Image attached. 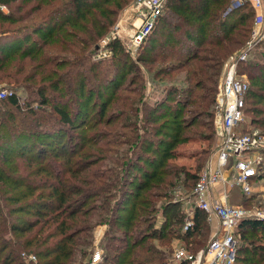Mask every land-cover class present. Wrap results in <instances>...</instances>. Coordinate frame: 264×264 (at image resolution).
<instances>
[{"label": "trees", "instance_id": "16d2710c", "mask_svg": "<svg viewBox=\"0 0 264 264\" xmlns=\"http://www.w3.org/2000/svg\"><path fill=\"white\" fill-rule=\"evenodd\" d=\"M229 1L169 0L163 17L144 43L153 37L156 46L152 44L148 57L140 58L146 61L154 57L165 67L174 62L190 64L193 73L188 77L195 74V78L188 81L199 77L211 87L205 86L202 95L208 97V107L214 97L216 100L222 64L243 48L255 17L249 1L234 9H229ZM128 3L130 0H0V83L25 84L29 94L24 102L16 93L0 100V264H86V257L93 251L92 223L109 227L100 244L101 264H169L152 242L156 239L171 243L178 238L203 244L198 240L207 222L203 210L197 209L193 228L182 234L179 229L184 212L173 204L166 205V219L158 231L154 229V217H150L156 212L155 203L143 198L155 191L161 195L173 186L165 180V163L172 146L163 142L165 148L156 147L154 160L144 161V168L141 159L137 160L140 179L134 182L132 192H128L127 184L136 166L130 159L125 161L126 156L123 162L116 161L119 169L109 170L110 178L91 170L97 162L76 158L80 142L74 141L73 131L85 127L92 100L105 99L109 90L117 92L124 75L129 74L126 63L131 54L119 41L109 44V58H91L97 52L93 44L111 32L119 9ZM90 48V54L86 53ZM201 52L207 53L209 62L215 65L208 66ZM120 70L125 71L121 78L117 74ZM239 72L246 73L251 83L245 95L246 111L248 99L257 97L254 87L264 85V63L241 62ZM130 92L143 97L139 88ZM115 99L123 115L133 114L136 103L142 104V100L126 96ZM255 111L264 114V109ZM150 112L156 115L154 110ZM156 121L153 116V123ZM153 144L144 136L136 142L134 151H150L147 146ZM158 144L162 145L161 141ZM16 153L27 155L28 165L11 163ZM51 154L62 160L47 161ZM21 170V175H14ZM256 177H262L261 172ZM106 198L113 199L114 204L87 208L93 199ZM115 226L123 228V234L114 230ZM171 226L176 230L167 231ZM262 229L264 220L257 218L239 225L235 264L245 260L246 264H264V244L242 246L248 233L260 234ZM24 253L35 255L37 262L27 261Z\"/></svg>", "mask_w": 264, "mask_h": 264}, {"label": "rangeland", "instance_id": "374dc122", "mask_svg": "<svg viewBox=\"0 0 264 264\" xmlns=\"http://www.w3.org/2000/svg\"><path fill=\"white\" fill-rule=\"evenodd\" d=\"M237 1L239 0H230L229 9H234L243 4L236 6L235 4ZM134 2L135 0H130V3L124 4V6L119 9L115 20L116 22L113 26L123 18V15L129 13L128 11ZM254 12L255 17L252 22L250 36L245 45L242 49L240 48L237 52L235 51V55H230L221 66L217 91L221 83L224 67L230 57L235 56L238 58L240 53H247L245 59L240 58L242 60H238L239 62L234 60V63H236L237 73L239 75H245L248 81V75L244 72H239V64L241 62L250 61L264 63V37L262 34L254 37V32L260 29L259 13L256 10ZM109 34L110 33H108V35ZM108 35H105L93 44L92 48L94 47L97 52L95 51L96 53L91 57L92 61L107 59H99L98 56L99 53L101 54L103 51L104 41ZM85 37L86 36L83 35L81 39L84 40ZM152 39L153 37H151L146 45L143 44L136 55H131L127 58L126 64L130 66L128 71L129 74H127V76L124 75L123 84L119 87L117 92L109 90L105 99L97 100L94 98L92 100L89 117L87 118L85 127L81 130L73 131V135H75L74 141L80 142L77 148L79 154L76 158L97 162V166H93L91 170L104 172L106 178H110L112 171L109 170L119 169L116 165V161H120L121 163L123 162L124 156H126L125 161L130 159L131 163L136 166V171L132 169V172L135 173L128 178L127 184L128 192H132L135 190L133 185L134 182H136L137 178L140 179L138 175L140 165L136 164L137 160L141 159L140 164L144 168L146 166L144 161L154 160L153 150H155L156 147L164 146L163 142H166L168 146H172V148L169 149L171 156L166 159L165 163L168 172V177L165 180L169 181L173 186L164 189L161 195H156L157 191H155L154 193L146 194L143 198L155 203L153 206L156 212L150 214V217H154V229L158 231L162 230V225L166 219L163 214L164 206L173 204L174 208H180L185 214V219L182 229L180 227L179 230H182V234H184V232H187L185 231L186 224L190 221H194V215L197 211L194 195L197 176L217 166L219 136L215 128L214 113L216 112V100L214 97L212 105L208 107V97H202V95L204 93V87H210V85L199 77L196 81H188V78H195V74L188 77L189 72H192L190 71V64L186 65L185 62H174L171 64L169 63V65H167L168 67H165V64L160 63V61H155L154 57H149L151 59H147L146 61H140V58L148 57L150 54L148 48L153 44ZM250 40L253 42L251 48L248 46ZM74 42L78 43V40L74 39ZM155 46L156 45L153 44V48H155ZM92 48L88 49L86 53L90 54L89 52ZM151 54L154 55V53ZM206 54L207 53L201 52L200 56H205V59L208 61V66H214L215 62H209L210 57ZM114 68L117 70V67ZM123 72L125 71L120 70L117 72L120 78L123 76ZM250 84L249 81V88L251 86ZM0 88L13 90L14 93L20 97L22 102L29 96L28 88L25 84L24 86H19L17 84L2 82L0 83ZM134 88L141 89L143 97H138L130 92L134 90ZM254 88L257 97H251L247 101V109L245 111L242 129L246 132L257 131L264 136V114H257L255 111L256 108L264 109V85L255 86ZM118 96L131 97L136 100L139 99L142 100V104L136 103V110L133 114L130 115V113H128L123 115L122 111L119 110L120 104L115 99ZM35 97V95H32V98ZM33 106L36 108L38 105L33 103ZM153 110L156 115L151 114L150 111ZM150 114L152 117H150ZM153 116L158 120L155 123H153ZM85 135L89 136L90 140ZM144 136L151 142L154 141V144L147 146V148H150V151L147 149L144 151L137 149L135 152L134 148L136 142H139V139H143ZM77 137H80L79 140ZM83 138L85 139L83 140ZM92 138H94V140H92ZM160 141L162 145L158 144ZM134 153H139V155H135ZM28 155L33 156L34 154L29 153ZM25 157H27V155H17L16 153L11 158V163L14 162L20 165V167L26 166L28 165V159ZM259 157L260 163L257 167V175L261 172L262 177H255L253 179V191L251 194L247 195L240 188L235 187L234 193L232 195V192L230 193V204L252 210L256 214L255 218L264 220V148L259 152ZM49 160L61 161L62 159H54L53 154H51L47 161ZM5 166L7 167L8 165ZM229 169L231 168H228L227 171ZM22 172L21 170V172H16L14 175H21ZM134 174H136V177L133 176ZM226 175L230 176L229 173H226ZM230 180H232V177L228 179V181ZM112 192H115V190L112 189ZM25 202L27 201H22L21 204ZM105 203L114 204L111 198H106L102 201L93 199L90 201L87 208L92 206L103 207ZM100 214L105 216L103 212H100ZM141 215L145 214L142 213ZM206 216L207 222L203 229L205 232L202 235L203 232L201 230L200 236L198 237L200 238L198 240L203 242L201 245H194L190 240L184 241L178 238L173 239L171 243H168V241L160 242L158 239L155 241L151 240L164 253L169 264H181V262H177L174 259L176 251L181 247L193 253H195V251L198 253L200 250L208 247L214 234L212 229L214 228V230L217 229L218 231L219 221L216 218L213 219V221H209L207 213ZM212 222L214 223L213 227ZM92 225L94 226L92 231L93 251L86 257V264L91 263L96 250H100L101 255H103V249L100 244L103 241L106 230L109 228L105 223H92ZM114 230H118L119 234H123L124 231L123 228L118 226H115ZM171 230H176V228L171 226L167 229V231ZM167 231L165 230L164 234H166ZM260 231L261 233H256V235L248 233L246 235L248 239L242 246L255 247L264 244V229ZM162 234L163 232L156 234V236H161ZM236 237L240 240L238 234ZM245 256L250 258L248 255ZM101 263L102 261L99 264ZM241 264H246V260L241 262Z\"/></svg>", "mask_w": 264, "mask_h": 264}, {"label": "built area", "instance_id": "2783aa9c", "mask_svg": "<svg viewBox=\"0 0 264 264\" xmlns=\"http://www.w3.org/2000/svg\"><path fill=\"white\" fill-rule=\"evenodd\" d=\"M249 1L259 13L260 29L254 32V37L262 34L264 37V0H239L241 5ZM169 0H135L129 13L116 23L104 41L103 51L98 58L112 55L109 44L119 41L132 56L136 55L145 41L156 29L163 17ZM253 46L252 40L248 43ZM247 53L232 56L226 63L221 83L216 96L215 128L219 136L217 149V166L202 172L194 188L196 208L208 215V220L219 221V230L213 234L208 247L193 254L181 247L175 253L177 262L188 261L189 264H235L239 240L236 229L249 219L256 217L255 212L238 205H231L229 196L238 187L245 194H251L252 181L257 175L260 163L259 152L264 148V136L257 131L242 129L245 116V95L249 89V81L245 75H239L234 60L246 58ZM242 58V59H240ZM14 94L13 90L0 88V100ZM228 168L230 176L226 175ZM232 177V180L228 179ZM217 184L223 186L222 198L210 199L211 188ZM258 216V215H257ZM194 226L190 221L185 231ZM27 261L36 263L35 255L23 254ZM102 261L100 250H96L90 264Z\"/></svg>", "mask_w": 264, "mask_h": 264}, {"label": "crops", "instance_id": "0c3cea01", "mask_svg": "<svg viewBox=\"0 0 264 264\" xmlns=\"http://www.w3.org/2000/svg\"><path fill=\"white\" fill-rule=\"evenodd\" d=\"M226 172L230 174L229 170ZM222 191H223V186L221 184H217V185L213 186L211 188V192H210V199L218 200L219 198H222ZM234 191H235L234 189L231 191L232 192L231 195L234 193ZM230 197L231 196H229V202H230ZM213 225H214V223L212 224V227H213ZM212 231H213V233H215L217 231V229L214 230V228H213Z\"/></svg>", "mask_w": 264, "mask_h": 264}]
</instances>
